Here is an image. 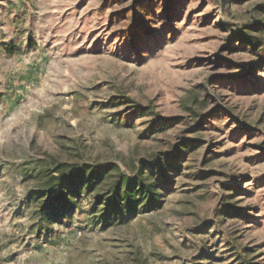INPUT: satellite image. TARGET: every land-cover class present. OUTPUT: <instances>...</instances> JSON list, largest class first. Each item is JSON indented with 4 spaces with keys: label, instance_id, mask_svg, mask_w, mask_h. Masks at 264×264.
<instances>
[{
    "label": "rangeland",
    "instance_id": "374dc122",
    "mask_svg": "<svg viewBox=\"0 0 264 264\" xmlns=\"http://www.w3.org/2000/svg\"><path fill=\"white\" fill-rule=\"evenodd\" d=\"M0 264H264V0H0Z\"/></svg>",
    "mask_w": 264,
    "mask_h": 264
},
{
    "label": "trees",
    "instance_id": "16d2710c",
    "mask_svg": "<svg viewBox=\"0 0 264 264\" xmlns=\"http://www.w3.org/2000/svg\"><path fill=\"white\" fill-rule=\"evenodd\" d=\"M169 122L171 121H168L167 124ZM162 127H166V126H162ZM181 155H183V153H181ZM179 159H180L179 155L174 156V157L172 156L170 159L168 158V161L170 162V164L168 161H167V164L173 165ZM165 173H166V170H163L162 173L160 172L158 173L156 171L154 172L153 170H150L148 174L144 172L137 182L138 183V195L133 193V188L128 190V193L126 194L124 209H126L130 213H133L136 210V205L139 203L142 204L147 210L155 207L158 204V202L161 200L163 196V191H165L166 186H169L167 182V178L164 175ZM78 181L79 180H75L73 182H70V184L73 185L74 182H78ZM49 194H51V192L46 195H49ZM70 199L71 197L69 193L65 190V188H62L59 191L58 195L56 196V200L51 201L50 207H53L55 202L65 203L69 201ZM118 212L119 213L121 212V208H120V211Z\"/></svg>",
    "mask_w": 264,
    "mask_h": 264
}]
</instances>
